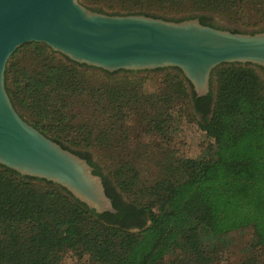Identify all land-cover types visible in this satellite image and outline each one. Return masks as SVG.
Returning <instances> with one entry per match:
<instances>
[{"label": "trees", "instance_id": "1", "mask_svg": "<svg viewBox=\"0 0 264 264\" xmlns=\"http://www.w3.org/2000/svg\"><path fill=\"white\" fill-rule=\"evenodd\" d=\"M82 1L99 3L102 0ZM111 2L112 7L127 13L138 8L192 7L236 14L251 25L264 22V0ZM204 17L200 15L201 19ZM28 44L39 50L32 67L17 68L16 64H9L5 72L7 91L21 116L24 109L37 129L62 144L63 139L71 145L89 147L94 144L95 141L72 140L82 126L88 129L87 134L92 130L98 133L101 140L103 136L111 137L117 127L119 131L129 113L123 108L129 92L122 90V82L116 80L121 76L113 75L123 69L110 72L99 68L98 73H106L105 76L115 82L90 84L87 73L94 70L81 66H95L75 62L44 42H26L10 58ZM216 73L219 84L215 109L211 119L200 122L201 128L214 139L212 157L168 162L164 178L150 186L155 197L150 207L128 202L124 210L114 192V205L121 209L120 213H98L59 185L21 175L0 164V264H61L65 252L76 250L88 252L97 264H163L166 252L172 248L183 249L191 256L186 264H214L209 247L215 250L217 240L223 244L227 234L245 228H252L256 244L264 245L262 81L249 63H228ZM163 77L168 84L171 79L175 81L170 83L172 87L167 94L178 93L191 98L195 111L201 110L200 103L204 99L211 105L212 93L203 96H196L194 90L190 93L189 81L180 69L167 72ZM83 97L92 103L95 115L91 117L103 115L105 123L102 116L98 120L75 121L74 108ZM210 111L211 108L205 115ZM116 173L123 190L139 185L137 171L129 163L120 164ZM104 176L107 189L112 193L114 188ZM34 180H42L44 184ZM137 213H148L150 224L137 232H129L130 218Z\"/></svg>", "mask_w": 264, "mask_h": 264}, {"label": "water", "instance_id": "2", "mask_svg": "<svg viewBox=\"0 0 264 264\" xmlns=\"http://www.w3.org/2000/svg\"><path fill=\"white\" fill-rule=\"evenodd\" d=\"M29 41L110 72L176 67L196 96L209 93L219 64L248 62L264 69V29L232 31L197 17L109 13L80 0H0V164L58 184L98 213L116 211L102 176L23 118L7 91V61Z\"/></svg>", "mask_w": 264, "mask_h": 264}, {"label": "rangeland", "instance_id": "3", "mask_svg": "<svg viewBox=\"0 0 264 264\" xmlns=\"http://www.w3.org/2000/svg\"><path fill=\"white\" fill-rule=\"evenodd\" d=\"M80 1L83 3L82 0ZM111 1L102 0L99 3L85 2L84 4L109 13L128 12L116 6L112 7L110 5ZM133 13H146L175 20L205 15L206 17L215 18L218 24L235 28L237 31L254 32L264 29V22L251 25L245 23L236 14L222 13L211 9H194L192 7H184L177 10L138 8ZM238 14L241 15L242 13ZM38 52L39 50L34 49L33 44L23 46L12 59L9 57L11 60L8 59L7 61L6 71H8L9 64H16L17 68L24 66L32 67L33 58H35V54L38 56ZM226 64L228 63L219 64L212 72L209 92L212 93L213 98L211 111L207 116L197 114L193 108L191 98H184L178 93L167 94L168 88L172 87L170 83L175 81L171 79L168 84L163 76L167 72H178V69L174 67H162L137 71L120 70L113 76H121V78L116 80L122 82L124 87L122 90L129 92L125 101L126 104H123L124 110L129 113L124 117V123H119L122 124L119 127V131L117 127V132L113 133L111 137L103 136L101 140L98 133L92 130L87 134L88 129H86V126H82L77 130L79 133L73 134V138H68H72L75 141L84 140L83 142L86 140L95 141L94 144L89 147L71 145L66 139H63L62 142L64 144H61L73 151L89 153L92 159L99 164L102 173L106 175L110 185L114 186L128 202L150 207L153 204L152 202L155 201L150 186L164 178L166 175L165 166L168 162L174 159H204L212 157L215 148L214 139L201 128L200 122H205L207 118L211 119L213 115L219 84L216 71L219 67ZM249 64L260 77L262 81L260 91L264 94V69L257 64ZM81 68L95 71H88L87 73L90 84L112 85L115 82V79L107 78L105 76L106 73H98L100 71L99 67L81 66ZM7 84L8 81L6 80V86ZM187 85L188 91L191 93L193 90L192 86L189 83ZM12 88L14 87L12 86ZM129 90L134 91L131 93ZM91 104L89 99L85 97L76 103L74 108L77 112L76 122L86 118L94 119L91 117L95 115L92 113ZM129 106L133 109L128 108ZM18 107L21 108L20 105ZM22 112L24 114V117H22L33 124L24 109H22ZM101 116L102 123H105L106 119L103 118V115ZM98 118L94 120H98ZM107 120L112 121L113 119ZM98 123L100 124V121ZM123 132L126 133V136ZM123 163H129L137 171L139 185L132 190H123L118 183L117 177L119 176H117L116 169ZM34 181L44 184L42 180ZM153 207L157 209L156 206ZM145 216L146 219L142 228L150 224L149 214L146 213ZM142 228H128V231L137 232ZM225 240L223 244H219L217 240L218 245L215 250H213V246L209 247L210 252H212L209 256L212 258L214 264H264V245L256 244L257 239L252 228L232 231L226 235ZM190 257L185 250L172 248L166 252L163 264H186ZM61 264L97 263L90 258L88 252L76 250L65 252L61 259Z\"/></svg>", "mask_w": 264, "mask_h": 264}, {"label": "flooded vegetation", "instance_id": "4", "mask_svg": "<svg viewBox=\"0 0 264 264\" xmlns=\"http://www.w3.org/2000/svg\"><path fill=\"white\" fill-rule=\"evenodd\" d=\"M195 17H197L202 23H205V24H208V25H211V26H214V27H218V28L230 29L232 31H237L235 28H231V27H227V26H223L221 24H218L215 21V18H213V17H210V16H207L206 17L205 16L202 19L200 18V15H196ZM200 108H201V110H196V112H197V114L204 116L205 113H206V111L211 108L210 102H208V100L204 99L200 103ZM75 152L78 153L79 155H81L82 157H84L93 166V170H94L95 173L100 174L102 176L103 183L105 185L106 193L110 196L113 205H114V199H115V197L112 194L115 192L118 195V197H119L118 201L123 204V208H124V210H126V208H128V201L112 185H110V186H112L115 191L113 190V192L110 193L111 191H109L107 189V185H108L107 184V180H106L104 174L102 173L99 164L97 162H95V160L92 159V157L90 156L89 153H86V152H83V151H75ZM114 207H115V205H114ZM115 208H116V211L115 212H111V211H107V212H110L111 214H114V215L120 213V210L121 209H119L117 207H115ZM121 212L124 213V211H121ZM130 219H131L130 227H128V228H142V227H139V225H140V223H143L145 221L146 216H145V214H139V213H137L136 217L132 216Z\"/></svg>", "mask_w": 264, "mask_h": 264}]
</instances>
